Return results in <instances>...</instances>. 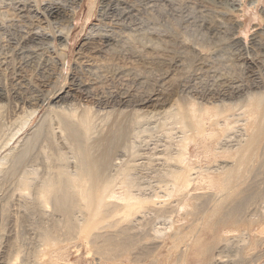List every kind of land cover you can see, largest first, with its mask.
I'll use <instances>...</instances> for the list:
<instances>
[{
  "label": "rangeland",
  "instance_id": "374dc122",
  "mask_svg": "<svg viewBox=\"0 0 264 264\" xmlns=\"http://www.w3.org/2000/svg\"><path fill=\"white\" fill-rule=\"evenodd\" d=\"M38 1L0 0V93H4L3 98L0 99V105L3 106L2 112H0V120L3 124V129H0V147H2L0 148V158L9 152L11 147L20 144L21 140L25 138L24 136H27L40 121L45 110L44 102L47 101L50 91L59 84H66L64 94L67 93L70 99L68 104H63L66 105V110L74 109L77 114L80 113L78 115L80 117L86 110L85 108L89 106L91 112L95 114L91 120L90 130L93 131H90L92 133L90 136L88 135L90 138L86 142L87 156H91H89L90 163L93 167H95V163L99 166L93 170H98L96 173L100 176L107 175V172H115L111 165L103 168L101 164L109 162L114 154L119 153L118 150L129 152L127 154L125 151L127 155L124 153L125 155L121 156L125 157L124 159H130L127 156L132 155L131 159L134 164L136 163L134 167L136 170L134 169L131 176V184L129 181L127 182V179L117 180L114 184L111 183V189L117 196L123 197L126 194H132L135 198L137 196L142 198L143 201L154 200V203L151 202V207L149 202L146 204L147 206L144 205L138 209L136 217H133L135 219L133 225L136 223L134 225L136 227L144 224L147 230L152 231L155 227L162 231L159 238L161 241L165 240V244L160 246L159 249L162 247L161 251H154V255L152 253L153 257L158 253L155 264H161L162 260L168 257L166 252L168 253V246L171 244V240L168 239L170 225L177 227L185 225L187 227L192 224L189 214L191 207H179V203H182L181 200L188 201L190 199L189 203H197L199 200L195 196L208 192L207 196L210 194L209 197L214 194L213 198L210 197L214 202L217 199L214 196L219 193L216 189L218 187L208 186L202 180H195L191 185L189 184L190 187L192 186L191 188L188 186L186 190L183 188L184 190L177 191L172 178L166 176L165 167L167 165L163 157H169V153L176 156L178 144L184 136L181 123H177V120L173 119L175 116L167 114L166 110L174 102V104H185L183 105L185 110L194 103L193 107L197 112L205 110L207 107L218 108L216 111L229 108L235 112L247 108L251 99L264 96V0H121L117 2L118 5L113 4L112 1L110 5V0L107 2L106 0H87L73 23L64 22L61 19L58 21L53 19L49 23L36 12ZM48 1L43 0L42 4ZM22 5L28 7L26 10L28 13L20 10ZM103 5L108 6L105 8ZM127 5L133 6L132 9ZM74 6L75 4L71 3L67 9L71 12ZM90 6L93 10L91 16H89ZM118 6L127 7L125 9H129L131 15L133 13V18L122 17L120 15L122 12L116 13L117 10L119 11ZM108 7L109 9H107ZM73 24L76 25L71 39L73 46L65 70L61 69L63 49H61L60 42L53 43L52 40L41 39L40 45H30L29 48L28 46L24 48L21 43H17L20 39L16 41L30 30L40 34L42 38L52 35L53 32L59 36L67 29V26L73 27ZM107 38L110 39L108 46L104 44ZM18 48L20 50L17 51ZM113 52L119 53V57H111L110 54ZM21 97H24L28 102L29 108H37L39 114L33 123L18 130L16 125L10 126L13 122L8 119L7 107L5 108L4 105L9 104L7 98L14 99V102L18 103L21 101ZM109 111H111L110 114ZM184 114L188 115V112ZM208 117L210 118V116ZM210 121L211 119L208 121L207 118L203 122ZM1 122L0 126H2ZM237 125L239 126L237 132H241L240 124ZM15 131L18 133L16 134ZM213 142L209 141L210 146L216 143ZM194 148L192 149L193 153L196 150ZM197 157L195 156L193 160L197 162L195 165L202 167L201 171L207 170L208 167V172L215 171L223 159L218 158L216 160L218 162H215L213 157L211 159L210 156L208 159L204 154ZM209 163L218 164L216 167V165L210 166ZM100 167L103 168V171ZM254 169V171L251 170L245 174L248 179L245 183L249 182L247 184L249 188L246 187V184L241 187L248 188L249 191L251 190L250 192L256 189L257 195L255 194L252 200L255 199V196L257 199L252 201L251 205L249 204L250 210L258 209L254 213L252 211L250 216L252 222L253 220L255 222L243 224L245 226L241 225L239 231L231 232L228 227L227 229L221 228L220 231L222 236H229L228 239L231 241L228 240L230 244L227 243L225 247L218 248L221 252L223 250L224 260L229 262L231 259H239V264H264V230L262 229L264 226V217H262L264 212V170ZM1 174L3 176V173H0V183L2 181ZM10 186L0 185L1 264L7 263L10 257L16 255L19 246L18 249H23L24 253L30 251L37 254L44 250L42 235L48 231V225L50 226V222L53 221L52 218L49 219L53 209L45 216L48 219L42 218L43 215L40 217L38 210L35 212L30 208L33 213H31L32 211H27L29 212L27 213V209H24L25 200L27 199L26 201L31 203L29 200L33 201L35 198L36 188L31 189L32 191L28 189L29 193L25 191V194L29 196L28 198L27 195H25L26 198L21 196L22 199L24 198L22 202L20 196L17 195H20L21 189L18 190L17 187L15 190L14 185ZM260 189L262 193L260 191L258 194L257 190ZM176 192H180V194ZM181 194L184 197L180 196ZM213 202L210 200V205L207 203L205 209H209ZM175 203L178 205L173 211L168 209L167 212L165 211L166 213L154 211V205L159 208L167 207L170 204L176 205ZM6 205L10 206L7 207L8 212L4 211ZM2 212H7L8 218L3 217ZM53 215L54 219L55 216L60 218L59 215ZM79 215L77 216L80 217L81 215ZM20 217H23L21 219H24V222L19 219ZM2 225H4V229H2ZM44 226L45 228H43ZM209 236L210 239H213L215 234L211 233ZM71 240H66L63 244L64 248H69L66 253L67 259L74 264H140L142 262L139 258L137 260L140 262H136L135 258L137 257L134 255V258L132 255L134 251L121 254L114 261L102 260L98 255H95L93 245L90 246V243L83 244L82 241L79 243L78 240ZM54 242L52 243L54 244ZM77 244L81 245L77 247ZM191 252L189 264H202L201 260ZM158 255L163 257H158ZM153 257L150 258L153 259ZM116 260L122 261L115 263ZM166 261L168 260L163 263ZM172 261L173 264L180 263L173 258ZM20 262L18 263L20 264ZM143 262L141 264H146L147 260Z\"/></svg>",
  "mask_w": 264,
  "mask_h": 264
},
{
  "label": "bare ground",
  "instance_id": "6f19581e",
  "mask_svg": "<svg viewBox=\"0 0 264 264\" xmlns=\"http://www.w3.org/2000/svg\"><path fill=\"white\" fill-rule=\"evenodd\" d=\"M85 1L87 0H49L47 3L42 4L43 0L42 2L41 0H39L35 9L36 12L42 15L49 23L53 19H56L57 21L58 19H61L64 20V22L73 23L74 21H76L78 13ZM111 1L113 2V4L116 3L118 5L117 2L121 0H110V5L112 4ZM71 3L75 4V6L73 11L70 12L67 9V6ZM91 4L92 6H94L93 3ZM92 6H90L91 9L89 12V16H91L93 13ZM127 6L131 7L130 5ZM27 8L26 5H22L20 10L22 12H27ZM125 8L127 7H119V11L117 10L116 13L122 12L120 14L122 17L133 18V13L131 15V11ZM107 9H109V7ZM114 10H116V8ZM75 26V24H73V27L67 26V29L61 32L59 36L53 32L52 35L44 36V38H42L40 34L30 30V32H27L26 34L24 33L16 41L20 39L17 43H21L24 48L25 46H28L29 48L30 45H40L41 39L52 40L53 43L60 42V46L62 47L61 49H63V64L61 69L65 70V66L70 60L69 53L72 50L73 46L71 39L75 30ZM109 40V38L105 39L104 44L106 46L110 45ZM18 50H20V48H18L17 51ZM118 55L119 53L117 52H113L110 54V56L114 58H118ZM65 87L66 84H59V86H56L55 88L53 87L54 89H52L49 95H47V101L44 102L46 104L44 107L45 110L43 111L42 116L40 117V121H38V123L33 127L32 131L27 136H24L25 138L21 140L20 144L11 147L12 149L9 152H6L5 155L0 158V173H3V176L1 174L2 181L0 185L6 187H8V185H14L15 190L17 187L18 190L21 189L20 195L17 194L18 197L20 196V199H22L21 196L24 198H28L29 195L25 194V191L28 192V189L33 190V188H36L34 191L35 198L33 197V201L30 199L29 201H31V203H28L26 201L27 199L25 200L26 205L28 204L27 206L24 205L26 207H24V209H27L26 212L32 211L31 209H34L33 211L35 212L36 210H38L40 212V214L38 213L40 217H42L43 215L42 218H45L48 212H51V210L53 209L52 213L60 216V218L55 216V219L53 218L54 215L52 213L51 214L53 217L51 216V214L50 217L48 216L49 219L52 218L51 220L53 221L50 222V226L47 224V232H45L44 234L41 232L43 234V245H45L44 250H41V252H37V254H33L34 252L32 253L30 251L24 253L25 251L23 249H18L20 246L18 248L16 246V255L10 257L8 262L5 264H19L18 262L20 261V264H74L71 260L67 259L66 253L69 248H64L63 244V242H65L66 240L69 241L71 239L78 240V242L82 241L83 244L90 243V246L93 245L92 247L94 248L93 250L96 253L95 255H98L102 260L104 259L109 262L111 260L114 261V259H117L119 255L121 256V254L123 255L127 252L134 251L135 254L132 253V255L133 257L134 255L137 257H134L136 260L139 258L141 259L140 261H142L141 263H144L143 261L147 260L146 264H155V262L157 261L156 256L158 253H156V256L154 257L152 256V253L156 250L161 251L162 247L161 249H159L160 246L163 243L165 244V240L161 241L159 238L160 232L162 231L159 228L157 229L155 227L152 229V231L147 230L144 227L145 225L141 223V225H137L136 227H134L136 223L133 225V221L135 220L133 217L136 215L138 209L149 202V205L151 207V202H153L154 200L143 201L142 198L138 196L137 198H135L132 194H126L123 197L117 196L111 189V183L114 184V182L117 180L119 181L122 179H127V182H132L131 176L133 175V171L136 170V168H134L136 166V163L134 164L133 160L131 159L132 155L127 156L130 159H124L125 157L121 156H124L127 151L125 150V153L124 150H121V152L120 150H118L119 153H116L114 155L112 154L114 157L110 159L109 162L101 164L103 165V168H106L108 167V165H111L115 169V172H107V175L100 176L96 173L98 171L97 169V171L93 170L95 169V167L99 168V166H97V163L94 162L96 165L94 164L95 167H93L92 163H90V155L87 156L86 153V142L87 139L90 138L89 136L92 133L90 131H93L90 130L92 122L91 120H93L92 117H94L93 115L95 114H93L94 112H91V108L87 105V107L85 108L86 110L84 111L82 116L80 115V117L78 116L80 113L77 114L74 109H69L70 111H67L65 108L66 105L63 104H68L70 102V99L68 98L67 93L64 94L66 91ZM3 96L4 93H0V99H2ZM6 100L9 101V104L6 106L4 105V107H7L6 111L7 115L9 116L8 119H11L12 121H10L13 122V124H11L10 126L12 127V125H16L18 127V130H21L23 127L29 126L31 123H33L34 119L39 114L37 108H29L30 106H27L28 102H26L24 97H21V101L18 103H15L14 99L12 100L11 98H7ZM193 104H191L192 106L189 105V109L186 106L187 110H185L183 109V105L185 104H174L173 102V104L170 105V108L166 110L167 114L175 116L173 119L177 120V123H181L180 126L183 130L184 136L178 144L179 148H177V155L173 156L172 153H169V157H163L167 165L165 167L167 171L165 174L169 178H172L171 180H173V185L175 186L174 188H176L177 191H181V189L183 188H185L186 190L189 184L191 185L192 182H195V180H202L206 182V185L208 184V186L214 188L218 187L216 189H218L219 193L218 195L216 194L214 196V198H217L214 202L212 199L214 194L210 196L212 197L210 199V194L207 196L208 192L205 193L206 195L204 193V195L201 193L197 194L196 196L194 195L195 197H197L196 199L199 200L197 203H189L188 201L190 199H188V201L181 200L182 203L178 202L179 207H191L189 214L192 224H190L189 226L186 225L187 227H185V225H182L181 227H177L175 225H170V227L168 226L170 228V231L169 234H167L169 235L168 239L171 240V244L170 246H168V253L166 252V254H168V257H166L165 260L168 261L163 263V261L165 260L162 258V263L173 264V258L174 260H177L176 262H180L179 264H189L191 259L190 252L192 251L191 253H194L197 259L201 260L200 262H202V264H239V259H231V262L224 260L222 254L223 248L221 249L222 252L218 248L225 247L227 243L230 244L228 242V240L230 241V239H228L229 236H222V234H220V231L221 228L227 229V227L230 229L229 231L231 232L236 230L239 231L241 225H246V223L252 222L250 217L252 215L251 212L253 211L252 213H254V211H258V209L256 208L250 210L251 208L249 207V204L253 203L252 201H255V199H257L255 196V199L252 200L257 192L256 189L255 191L252 190V192H250L251 190H248L249 185L247 184L249 182L245 183L248 180L246 179L247 176L245 174H248V172H250L254 168H259V170L262 171L264 170V96L256 99H251V102L246 106L247 108L235 112L229 108H226L225 110L223 109L222 111H216L218 108L214 109L211 107H207V109L205 110L203 109L204 111L199 110V112H197L196 108L193 107ZM2 107L3 106L0 105V112H2ZM184 110L185 112H188V115L184 114ZM110 112L111 111H109V114ZM207 115L210 116V118ZM206 117L208 118V121L209 119H211V121L208 122L209 124L203 122L207 119ZM237 124H240L241 132H237V128L239 127ZM0 129H3V124L2 126H0ZM16 131L15 133L17 134L18 132ZM13 137L14 134L12 138ZM209 141H214L216 143L213 142L214 144L210 146ZM193 147H195L194 149H196V154L195 152L193 153L194 150L192 151ZM68 154L71 155L69 156ZM201 154L206 155L207 158L211 156L210 158L212 159L213 157V161L215 162H218L216 161L218 160V158H223L224 160L221 159L222 162H220L219 167H217L218 163L215 164L217 167L215 168V171L212 170V172H208V167L207 170L201 171L202 167L195 165V163L197 162L193 161L195 156H201ZM206 157L204 158L206 159ZM115 159L116 161L114 162ZM211 163H209L210 166H215ZM38 164L40 165V167ZM103 168H101L102 171ZM102 171L99 172L101 173ZM203 173H207V176H205V174ZM243 184H246V187L248 188L241 187ZM254 184L256 185V183ZM257 191L259 194L261 189ZM178 193L180 194V192ZM25 195L27 196L25 197ZM180 196L184 197V195L182 194ZM210 200L213 203L211 204L210 208L206 210V205L207 203L209 204ZM178 203H175L176 205L170 204L167 207L161 206L159 208H156L154 205L155 209H153L154 211L156 210V213H166L168 210H175ZM7 207L8 205L4 207V211L8 212L7 209L10 206L8 208ZM33 211L31 213H33ZM7 212H2L3 217H7ZM77 212L81 215H79L80 217L77 216ZM262 215V217H264V212ZM21 218L23 217H20L19 219ZM21 220L23 221L24 219ZM254 222L255 221L253 220L252 224ZM2 227V229L5 228L4 225H2ZM43 228H45V226ZM262 229L264 230V226H262ZM211 233L212 235L215 234L213 239L209 238V234ZM52 242H54V244ZM15 243L16 242L14 241V244ZM78 245L79 244H77V247H79L81 244L79 246ZM50 249L51 251H49ZM160 256L161 255H158V257ZM150 257H153V259ZM120 261L116 260L115 263H119ZM140 261L137 260L136 262Z\"/></svg>",
  "mask_w": 264,
  "mask_h": 264
}]
</instances>
